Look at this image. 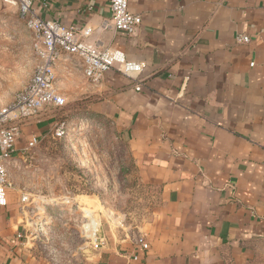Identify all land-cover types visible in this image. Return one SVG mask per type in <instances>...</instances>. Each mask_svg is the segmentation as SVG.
Here are the masks:
<instances>
[{
  "label": "crops",
  "instance_id": "crops-1",
  "mask_svg": "<svg viewBox=\"0 0 264 264\" xmlns=\"http://www.w3.org/2000/svg\"><path fill=\"white\" fill-rule=\"evenodd\" d=\"M110 6L33 5L43 19L91 28L86 42L146 64L136 80L109 70L93 91L157 190L138 229L150 247L100 235L95 264H264V0H130L142 16L134 35L102 27ZM59 74L83 86L79 70ZM24 227L9 203L0 207V264H44Z\"/></svg>",
  "mask_w": 264,
  "mask_h": 264
},
{
  "label": "rangeland",
  "instance_id": "rangeland-1",
  "mask_svg": "<svg viewBox=\"0 0 264 264\" xmlns=\"http://www.w3.org/2000/svg\"><path fill=\"white\" fill-rule=\"evenodd\" d=\"M33 58L31 33L18 5L0 0V108L30 78ZM73 81L58 76L65 106L48 107L21 123L18 150L8 165L9 205L44 264H95L100 247L94 248V232L108 241L114 235L130 237L149 220L158 201L122 131L98 111L96 86L85 78L81 87ZM60 121L66 132L57 138ZM32 134L40 140L24 150ZM23 194L28 201H21Z\"/></svg>",
  "mask_w": 264,
  "mask_h": 264
},
{
  "label": "built area",
  "instance_id": "built-area-1",
  "mask_svg": "<svg viewBox=\"0 0 264 264\" xmlns=\"http://www.w3.org/2000/svg\"><path fill=\"white\" fill-rule=\"evenodd\" d=\"M18 3L19 16L31 33L32 51L36 60L33 72L26 84L14 94L13 99L0 108V207L9 203V189L12 186L8 165L16 154L17 142L21 135V123L37 116L48 107H62L68 102L65 93L58 85V71L65 66L79 70L92 85L98 86L106 72L116 69L125 76L136 78L145 68L144 62L127 58L119 49L88 43L83 38L91 35L89 27L65 24L59 20L43 19L33 8L34 0H15ZM130 0H111V17L103 21V28H114L128 35H134L142 24L140 14L129 11ZM238 42H249L250 36L237 35ZM253 65V64H252ZM141 89V84L136 86ZM65 122L56 124L54 135H65ZM40 136L32 134L24 150L36 146ZM29 200L23 194L22 202ZM94 220L92 221V224ZM94 226V225H93ZM90 231V230H89ZM134 241L141 250L150 247L145 236L133 233ZM132 235V236H133ZM94 248L98 249L104 239L94 232ZM138 259V255H134Z\"/></svg>",
  "mask_w": 264,
  "mask_h": 264
},
{
  "label": "bare ground",
  "instance_id": "bare-ground-1",
  "mask_svg": "<svg viewBox=\"0 0 264 264\" xmlns=\"http://www.w3.org/2000/svg\"><path fill=\"white\" fill-rule=\"evenodd\" d=\"M86 144H87V143H86L85 141H81L80 146H81V147H84V146H86Z\"/></svg>",
  "mask_w": 264,
  "mask_h": 264
},
{
  "label": "water",
  "instance_id": "water-1",
  "mask_svg": "<svg viewBox=\"0 0 264 264\" xmlns=\"http://www.w3.org/2000/svg\"><path fill=\"white\" fill-rule=\"evenodd\" d=\"M6 2H13L18 5V3L15 0H5Z\"/></svg>",
  "mask_w": 264,
  "mask_h": 264
},
{
  "label": "trees",
  "instance_id": "trees-1",
  "mask_svg": "<svg viewBox=\"0 0 264 264\" xmlns=\"http://www.w3.org/2000/svg\"><path fill=\"white\" fill-rule=\"evenodd\" d=\"M61 122V121H60Z\"/></svg>",
  "mask_w": 264,
  "mask_h": 264
}]
</instances>
